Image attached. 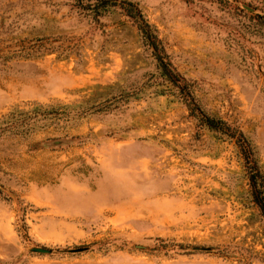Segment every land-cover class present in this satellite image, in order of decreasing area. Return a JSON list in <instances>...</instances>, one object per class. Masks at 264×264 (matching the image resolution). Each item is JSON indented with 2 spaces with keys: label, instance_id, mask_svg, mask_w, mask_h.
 <instances>
[{
  "label": "rangeland",
  "instance_id": "374dc122",
  "mask_svg": "<svg viewBox=\"0 0 264 264\" xmlns=\"http://www.w3.org/2000/svg\"><path fill=\"white\" fill-rule=\"evenodd\" d=\"M95 1L0 0V264H264L234 141L110 5L137 7L184 93L264 171V0Z\"/></svg>",
  "mask_w": 264,
  "mask_h": 264
},
{
  "label": "trees",
  "instance_id": "16d2710c",
  "mask_svg": "<svg viewBox=\"0 0 264 264\" xmlns=\"http://www.w3.org/2000/svg\"><path fill=\"white\" fill-rule=\"evenodd\" d=\"M116 4L117 7L129 16L136 25L141 34L143 43L151 50V54L156 62V68L160 71V75L178 88L179 97L186 104L190 115L198 121L200 126L205 127L210 131H215L234 141L238 149V154L243 161L242 168L244 177L247 181L250 202L264 221V171L263 165L258 162L255 156L254 148L241 132L231 128L220 118L209 116L201 111L199 107L193 103V98L189 97L187 93H184L186 88L184 81H181L179 75L175 73V70L172 69L170 64L165 60L161 43L155 34L154 28L142 18L137 7L125 1L119 3L113 1L110 5L116 6ZM108 5L109 3L107 0H96L90 10L94 13V16H96L107 10V7H109ZM182 93L186 95H183ZM48 108L50 107L37 105L28 112L33 113L32 117L36 118V120H41L48 117L45 113ZM20 113L22 112L20 111ZM13 115L14 112H11L0 121V134L5 130H12L13 125L10 122V119Z\"/></svg>",
  "mask_w": 264,
  "mask_h": 264
},
{
  "label": "water",
  "instance_id": "95a60500",
  "mask_svg": "<svg viewBox=\"0 0 264 264\" xmlns=\"http://www.w3.org/2000/svg\"><path fill=\"white\" fill-rule=\"evenodd\" d=\"M195 250H203V251H206L208 249L206 248H194ZM84 248H79V249H75V250H68L69 252H80V251H83ZM31 252L33 253H39V254H49L51 253L52 251L50 249H47V248H43V247H33L30 249Z\"/></svg>",
  "mask_w": 264,
  "mask_h": 264
}]
</instances>
